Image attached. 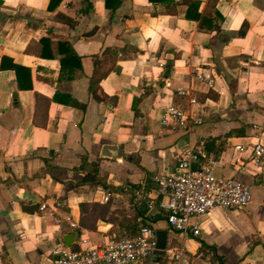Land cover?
Returning <instances> with one entry per match:
<instances>
[{"label": "crops", "instance_id": "1", "mask_svg": "<svg viewBox=\"0 0 264 264\" xmlns=\"http://www.w3.org/2000/svg\"><path fill=\"white\" fill-rule=\"evenodd\" d=\"M194 1L0 0V264H51L59 241L78 249L66 216L90 245L149 225L190 264H264V185L251 165L238 175L251 204L214 208L199 236L157 207L153 176L173 173L184 147L213 152L215 172L231 176L235 145L264 141V0ZM217 12L220 30L201 28ZM166 100L202 122L167 129ZM85 158L99 162L98 183L81 184ZM134 264L172 262L163 252Z\"/></svg>", "mask_w": 264, "mask_h": 264}, {"label": "built area", "instance_id": "2", "mask_svg": "<svg viewBox=\"0 0 264 264\" xmlns=\"http://www.w3.org/2000/svg\"><path fill=\"white\" fill-rule=\"evenodd\" d=\"M197 79L211 88L215 86V76L209 72H198ZM177 91L185 94L184 90ZM163 109L161 124L169 130H187L192 124L202 122L174 100H166ZM175 158V171L156 173L153 180L162 197L157 207L166 213L170 228L179 233L199 236L201 227L198 219L209 215L214 208L246 209L253 198L251 187L238 175L245 173L249 165L264 185V141L247 146L235 145V154L230 162L234 171L231 176L215 172L217 157L206 149L184 147ZM104 200L108 201L109 197ZM65 219L76 232L79 248L73 249L59 241L51 248V264H134L157 253V230L153 226L143 225L134 235L113 236L95 246L89 244L84 226L70 216ZM163 252L172 264H190V255L184 247L167 246Z\"/></svg>", "mask_w": 264, "mask_h": 264}, {"label": "trees", "instance_id": "3", "mask_svg": "<svg viewBox=\"0 0 264 264\" xmlns=\"http://www.w3.org/2000/svg\"><path fill=\"white\" fill-rule=\"evenodd\" d=\"M153 2H159V0H151ZM183 2H186V4L189 6V9L192 10L194 7H197L199 3H197L194 0H183ZM218 18H221L220 14L217 12L216 13V17H203L200 21V26L201 28H205L208 30H220V25L218 23V21L216 22V20ZM67 56L71 59H73V61L75 60L76 65L77 66H81V58L74 52V50L72 48H70V50L67 51ZM101 78H93L91 79V83H90V91L92 93H94V95L96 96L95 93V88L99 86V82H100ZM97 99H100L98 96H96ZM71 104L73 105H80L76 100H71L70 101ZM89 167V168H88ZM88 168V172L85 175L84 179L82 180V183H98V174H99V169H100V165L99 162H89L87 158H85L81 164V166L79 168H77V170H82V169H86ZM84 205V204H83ZM132 230H130L129 233H126L124 235H114V237L116 238H121L124 236H130V235H134L136 234L140 227L139 226H132ZM203 249H213L212 247H209L208 245H206L205 243H203Z\"/></svg>", "mask_w": 264, "mask_h": 264}, {"label": "water", "instance_id": "4", "mask_svg": "<svg viewBox=\"0 0 264 264\" xmlns=\"http://www.w3.org/2000/svg\"><path fill=\"white\" fill-rule=\"evenodd\" d=\"M168 244V232L163 229L157 230V253L162 254ZM70 246L71 244H67Z\"/></svg>", "mask_w": 264, "mask_h": 264}, {"label": "rangeland", "instance_id": "5", "mask_svg": "<svg viewBox=\"0 0 264 264\" xmlns=\"http://www.w3.org/2000/svg\"><path fill=\"white\" fill-rule=\"evenodd\" d=\"M245 181V180H244Z\"/></svg>", "mask_w": 264, "mask_h": 264}]
</instances>
